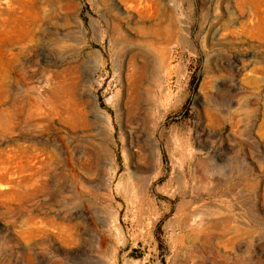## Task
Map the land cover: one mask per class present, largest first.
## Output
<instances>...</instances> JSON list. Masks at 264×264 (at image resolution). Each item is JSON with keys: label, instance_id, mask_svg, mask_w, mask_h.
<instances>
[{"label": "rangeland", "instance_id": "rangeland-1", "mask_svg": "<svg viewBox=\"0 0 264 264\" xmlns=\"http://www.w3.org/2000/svg\"><path fill=\"white\" fill-rule=\"evenodd\" d=\"M0 264H264V0H0Z\"/></svg>", "mask_w": 264, "mask_h": 264}]
</instances>
